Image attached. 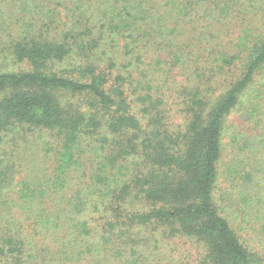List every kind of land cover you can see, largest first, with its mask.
I'll list each match as a JSON object with an SVG mask.
<instances>
[{"label":"trees","instance_id":"1","mask_svg":"<svg viewBox=\"0 0 264 264\" xmlns=\"http://www.w3.org/2000/svg\"><path fill=\"white\" fill-rule=\"evenodd\" d=\"M263 25L264 0H0V264H140L143 229L264 264Z\"/></svg>","mask_w":264,"mask_h":264},{"label":"rangeland","instance_id":"2","mask_svg":"<svg viewBox=\"0 0 264 264\" xmlns=\"http://www.w3.org/2000/svg\"><path fill=\"white\" fill-rule=\"evenodd\" d=\"M258 2V0H245V2ZM242 22L240 27L246 26V24H250V19L248 18V15L246 13H241L240 18ZM249 19V20H248ZM262 21L260 22L261 26ZM252 27H256V23L251 24ZM264 26V25H263ZM13 68L12 64L3 65L0 67L1 70L11 69ZM174 96H177L176 93H172L171 96L168 97V100H166L167 104L170 105H176L179 103V99ZM175 120H178V118L174 115L173 116ZM233 123H237V118L235 116L232 117ZM179 122V121H175ZM233 127H236L235 124H233ZM52 139L46 135V139ZM22 150L19 153L15 154L12 158L16 163L19 162L20 158L22 157L23 153L28 150L26 147H32L33 153L40 149V145L38 144V140L34 138L33 136L29 135L24 137L22 140ZM230 147V145H229ZM29 151V150H28ZM229 150L228 153L226 152L225 160L227 161L230 157ZM11 160V159H10ZM30 160H33L32 162H29ZM28 161V162H27ZM39 161V159H29L28 157H24L18 164H22V174L25 175L27 173L28 175L25 176H32L31 171L38 172L37 167L40 165L39 163L36 165V163ZM36 165V166H35ZM152 229H143V233L141 234V237L143 238V244L141 243V247L139 249H143V257L139 256V263L140 264H194L193 256H194V250L191 249L190 245L185 244L183 242H172L169 245V241H162L160 245V249H157V245L154 242V235ZM169 247H172L171 249ZM175 249V250H174Z\"/></svg>","mask_w":264,"mask_h":264}]
</instances>
